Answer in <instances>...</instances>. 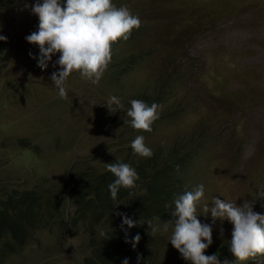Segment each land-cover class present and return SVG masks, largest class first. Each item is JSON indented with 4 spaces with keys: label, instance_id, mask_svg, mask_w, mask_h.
Here are the masks:
<instances>
[{
    "label": "rangeland",
    "instance_id": "obj_1",
    "mask_svg": "<svg viewBox=\"0 0 264 264\" xmlns=\"http://www.w3.org/2000/svg\"><path fill=\"white\" fill-rule=\"evenodd\" d=\"M35 2L0 0V35L7 37L0 41V198L36 191L58 200L60 209L2 264H86L95 245L106 241L99 231L109 236L117 222L99 205L95 213L78 214L81 196L92 190L83 184L68 192V182L81 176L94 187L108 172L105 164L140 158L130 147L137 135L153 152L170 150L194 131L184 180L186 188L204 186L197 219L212 227L213 241L204 255L225 245L229 250L233 225L213 223L200 210L214 207L216 197L238 206L254 201L253 211L264 215V0H112L141 26L112 47L113 65L98 85L73 73L66 99L50 79L60 70L53 67L59 54L41 70L33 58L39 47L25 39L38 30L30 10ZM112 95L123 110L105 107ZM142 96L156 97L159 116L166 112L151 132L124 123L131 98ZM171 231L152 235L144 222L128 264H176L183 257L169 241ZM218 259L236 264L231 254Z\"/></svg>",
    "mask_w": 264,
    "mask_h": 264
},
{
    "label": "clouds",
    "instance_id": "obj_2",
    "mask_svg": "<svg viewBox=\"0 0 264 264\" xmlns=\"http://www.w3.org/2000/svg\"><path fill=\"white\" fill-rule=\"evenodd\" d=\"M24 7L28 8L29 5L25 3ZM30 10L38 17V30L25 39L39 47V56L33 58L37 60V67L41 70H46L52 57L59 54V59L53 67L59 65L60 70L54 71L50 79L62 99L67 98V81L73 73H78L83 81L98 85L107 67L113 65L112 45L121 40L127 41L131 34H135L133 29H139L141 26L139 17L133 15L126 5L117 7L112 0H36ZM6 40L7 37L0 35V41ZM29 55L32 56L31 53ZM134 59L135 57L131 60ZM130 104L124 123L130 124L136 131L151 132L152 124L159 118V106L155 103L149 106L138 99L131 100ZM105 107L110 113L124 109L120 98L114 95L107 99ZM130 147L133 155L140 158H151L153 155L152 150L146 146L143 135H137ZM105 166L106 171L115 177L108 189L114 205L118 206L120 203L117 202V194L120 189L136 188V181L140 177L128 163L117 161ZM203 196V185L195 189L185 186L183 194L172 202L174 211L173 206L166 205L171 207L169 221L162 224L159 218L146 221L152 235L168 232L171 226L169 241L183 257L179 262L187 260L191 264H220L217 255H204L213 241L212 227L197 219V205ZM212 203L214 207L209 208L208 204H205L200 211L205 215L210 212L213 223L219 219L227 220L233 225L229 254L236 258V264H243L250 259L257 261V264H264V215L253 211L254 201H245L242 206H238L236 202L214 197ZM116 214L122 216V228L123 225H127L129 229L136 226L126 214ZM99 236L108 238V234L103 230L99 231ZM140 239L137 234L132 241L126 239L125 242L132 243L135 249ZM123 264H128L127 258ZM224 264L228 262L225 261Z\"/></svg>",
    "mask_w": 264,
    "mask_h": 264
},
{
    "label": "trees",
    "instance_id": "obj_3",
    "mask_svg": "<svg viewBox=\"0 0 264 264\" xmlns=\"http://www.w3.org/2000/svg\"><path fill=\"white\" fill-rule=\"evenodd\" d=\"M115 44L113 45L115 46ZM165 82L166 80H163V85L158 86V89L164 88ZM133 99L142 100L149 106L156 103V97L151 99L148 96L132 97L131 100ZM165 117H167L166 112L161 113L159 118L154 121L155 125ZM196 136H198V132H191L187 138L185 136L177 138L170 150L166 151L161 148L154 150L151 158L133 160L130 165L135 168L140 179L136 181V188L120 189L117 194V202H123L118 206L114 205L115 202L108 189V185L115 179L110 172L101 174L94 187L81 176L74 177L71 183L68 182V192L70 187L79 191L83 184H87V188L92 190V192L88 191L81 196L78 214L81 212L84 214L86 211L95 213V208L99 205L107 215L113 216V220L117 222L116 229L106 238V241L101 242L99 246L95 245L94 257L86 258V264H118L125 258H133L132 243L125 241L126 239L132 241L137 234H143L144 223H140V221L146 222L153 218L163 221L170 220L171 207H166V205L173 206V210V200L183 194L184 176L189 165L190 151L194 147L190 141ZM56 196L54 195V197ZM134 196H138L137 199L134 200ZM125 201L129 202L125 203ZM59 209L60 202L58 200L46 201L45 197L36 191L19 197L11 195L7 199L0 198V264H2V257L6 256L8 252H15L23 248L28 238L38 228L49 223L50 218L54 220ZM117 212L126 214L136 223V226L129 229L127 225H123L122 228V216L117 215ZM80 219L81 216L77 215L74 222L77 223ZM4 238H10V241ZM222 253L225 255L230 253L227 245L216 248L210 255L218 256ZM178 264H191V262L184 260L178 261Z\"/></svg>",
    "mask_w": 264,
    "mask_h": 264
}]
</instances>
